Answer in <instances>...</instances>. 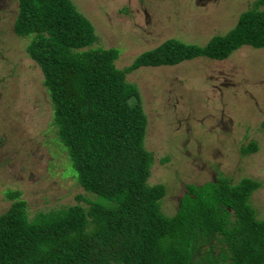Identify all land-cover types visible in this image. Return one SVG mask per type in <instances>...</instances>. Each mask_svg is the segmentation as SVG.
Listing matches in <instances>:
<instances>
[{
    "label": "trees",
    "instance_id": "obj_1",
    "mask_svg": "<svg viewBox=\"0 0 264 264\" xmlns=\"http://www.w3.org/2000/svg\"><path fill=\"white\" fill-rule=\"evenodd\" d=\"M16 3L12 32L30 38L25 53L41 72L56 142L68 171L95 199L85 208L75 204L29 219L20 193L7 191L0 264H264V218L257 219L249 200L257 181L233 184L219 175L186 185L176 211L162 213L165 187L147 182L153 156L143 144L146 115L138 89L125 80L141 67L222 61L242 47L264 49V0H255L232 29L203 46L168 39L123 69L114 65L117 49L92 48L93 26L71 0ZM256 149L251 142L240 152ZM212 242L218 259L211 245L201 249Z\"/></svg>",
    "mask_w": 264,
    "mask_h": 264
},
{
    "label": "rangeland",
    "instance_id": "obj_2",
    "mask_svg": "<svg viewBox=\"0 0 264 264\" xmlns=\"http://www.w3.org/2000/svg\"><path fill=\"white\" fill-rule=\"evenodd\" d=\"M71 1L93 26L92 48L117 49L114 65L123 69L168 39L205 45L232 29L255 0ZM16 7V0H0V214L11 203L5 193L17 191L31 219L75 204L85 208L95 197L68 171L41 72L25 53L30 38L12 32ZM125 80L138 89L146 115L143 144L153 156L147 182L165 187L162 213L176 211L186 185L223 175L233 184L243 178L259 183L249 200L263 219L264 49L242 47L222 61L141 67ZM251 142L256 151L242 155ZM210 245L218 259L215 242L200 246L204 251Z\"/></svg>",
    "mask_w": 264,
    "mask_h": 264
}]
</instances>
